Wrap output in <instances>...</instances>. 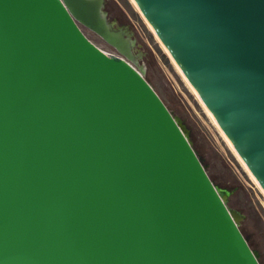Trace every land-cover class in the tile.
I'll use <instances>...</instances> for the list:
<instances>
[{"label": "water", "instance_id": "95a60500", "mask_svg": "<svg viewBox=\"0 0 264 264\" xmlns=\"http://www.w3.org/2000/svg\"><path fill=\"white\" fill-rule=\"evenodd\" d=\"M134 2L264 190V0ZM103 3L0 0V264H260Z\"/></svg>", "mask_w": 264, "mask_h": 264}, {"label": "rangeland", "instance_id": "374dc122", "mask_svg": "<svg viewBox=\"0 0 264 264\" xmlns=\"http://www.w3.org/2000/svg\"><path fill=\"white\" fill-rule=\"evenodd\" d=\"M103 10L109 22L126 29L132 57L80 24L82 31L97 47L123 57L143 74L184 129L211 181L225 195L227 207L239 214V228L264 264V190L234 154L130 0H104Z\"/></svg>", "mask_w": 264, "mask_h": 264}, {"label": "bare ground", "instance_id": "6f19581e", "mask_svg": "<svg viewBox=\"0 0 264 264\" xmlns=\"http://www.w3.org/2000/svg\"><path fill=\"white\" fill-rule=\"evenodd\" d=\"M130 2L133 4V6L136 8V10L140 13V15L142 16L143 20L145 21V17L142 14V12L140 11V9L138 8V6L136 5V3L134 2V0H130ZM145 23L147 24V26L150 28V30L153 32L155 38L157 39V41L160 43V45L162 46V48L167 52V54L169 55V52L167 51V49L165 48V46L162 44V42L160 41V39L158 38L157 34L154 32L153 28L151 27V25L145 21ZM108 30L110 31L111 34H113L115 37L118 38H125L124 36H126V39L129 40V35L128 33L126 34V29H122V28H117L112 22H109V24H106ZM126 34V35H125ZM124 46V43H121L116 46L119 50H121ZM129 53L131 54V51L129 50ZM118 56V55H117ZM121 57V56H119ZM169 57L171 58L173 64L175 65V67L177 68V70L180 72V74L182 75L183 79L185 80V82L187 83V85L190 87V89L193 91V93L195 94V96L198 98V100L200 101V103L202 104V106L204 107L205 111L208 113V115L210 116V118L212 119V121L214 122V124L217 126V128L219 129L220 133L222 134V136L224 137V139L226 140V142L228 143V145L230 146V148L232 149V151L234 152V154L237 156V158L240 160V162L243 164V166L245 167V169L247 170V172L249 173V175L251 176V178L254 180V182L257 184V186L261 189L260 185L258 184V182L256 181V179L254 178V176L252 175V173L250 172V170L248 169V167L245 165V163L242 161V159L240 158V156L238 155V153L236 152V150L234 149V147L232 146L231 142L226 138V135L223 133V131L221 130V128L219 127V125L216 123V121L214 120L213 116L211 115V113L208 111V109L206 108V106L204 105V103L201 101L200 97L198 96V94L196 93V91L193 89V87L191 86V84L189 83V81L187 80V78L183 75L182 71L180 70V68L178 67V65L175 63V61L173 60V58L169 55ZM122 59H124L123 57H121ZM125 61H127L126 59H124ZM128 62V61H127ZM129 63V62H128ZM130 64V63H129ZM139 71V70H138ZM140 72V71H139ZM177 121V120H176ZM178 122V121H177ZM179 124V122H178ZM180 125V124H179ZM181 126V125H180ZM185 132V131H184ZM186 134V133H185ZM187 136V135H186ZM218 189V188H217ZM220 195L222 196L223 193L218 189ZM262 191V189H261ZM264 192V191H263Z\"/></svg>", "mask_w": 264, "mask_h": 264}]
</instances>
